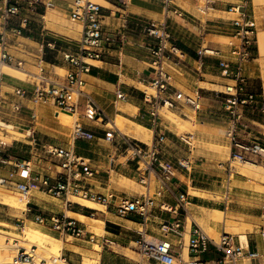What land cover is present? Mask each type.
Segmentation results:
<instances>
[{
	"label": "crops",
	"instance_id": "obj_1",
	"mask_svg": "<svg viewBox=\"0 0 264 264\" xmlns=\"http://www.w3.org/2000/svg\"><path fill=\"white\" fill-rule=\"evenodd\" d=\"M50 1L51 4H45L47 0H44L45 3H37V9L32 11L29 8V2L25 0L21 14L5 22L3 12L7 3L6 0H0V33L5 32L8 37L6 49L16 58L24 60L23 69L33 71L30 73V78L22 79L5 70L7 65L16 67V69H21V67L18 68L16 64L0 60V92L7 101L2 109L6 108L9 111L11 116L9 119L22 129L25 137L28 138L27 147L30 156L27 158L32 160L36 158L39 161V164L34 166V171L41 175L54 177L61 171L60 165L52 160L44 161L45 159L31 145L30 135L34 133L41 139L52 137L55 124L58 123L55 119L57 116L56 105L52 102H36L30 97H22L14 92L15 88L20 86L35 87L38 82L36 73L39 70L40 57L44 59L43 65L46 70L53 73L54 76L55 74L59 75L56 73V67L65 69L67 72L72 67L64 57V53L75 50L77 42H73L74 46H67L63 41L66 39H77L78 41L82 29L78 32L79 35L69 36L61 31L58 24L46 17H52L51 12L53 16L70 12L74 0ZM206 1L207 11L212 10V14L205 15L203 13L200 9L201 0H177L178 5L184 10L185 16H170L169 18L166 17L164 3L161 0H100L99 2L103 6L104 27L110 33L118 36L119 43L114 45L104 57L91 61V70L85 74V91L92 96L109 119L103 116L95 118L84 116L86 98L82 96L78 119L86 128L94 131L96 136L92 139L74 138L72 130L70 137L62 138L55 144L73 147L77 153L89 161L95 170V174L89 181L94 186L95 192L106 195L113 193L111 203L118 204L123 198L132 199L136 195L147 193L155 200V206L147 217L138 212L120 216L110 208L111 206L103 204L105 209L98 211L101 217L94 218V220L100 219L105 223L106 234L102 236L104 247L105 243L109 246L116 243L122 248L130 247L144 233L149 240L150 237L153 238L152 241L169 240L175 253L180 254L183 259L187 246V235L190 239L193 228L196 224L200 225L196 218L202 220L205 227L214 229L221 234L225 231V223L213 218L215 209L223 212L231 211L235 216L244 214L237 209H231L225 198L216 200L224 207H212L211 198L197 193L190 194V187H193L196 192H214L208 186L215 185L216 182L209 183L208 180L214 179L217 169L206 167L205 163L201 162L200 156L189 160L191 161L189 166L182 164L184 157L193 153V146L184 144L180 140L181 136L177 126L162 114L163 108L160 109L157 125H154L151 114L153 104L150 102V98L145 95V92L149 93L145 87L152 86L151 78L154 74L153 56L150 48L154 39L144 32V25L150 20L167 19L171 33V45L180 50V52L172 54L167 62V68L172 75V83L176 89L186 93L196 90L201 92L200 109L183 104L180 108L173 110L186 119L190 118L189 113L195 110L196 119L194 122L191 119V122L198 125L196 132L198 138H211L215 132H219L223 138L227 136L228 114L223 106V101L217 96V92L222 89L217 87L233 83V79L222 73L219 58L234 59V55L231 53L230 42H219L214 40V37H228L232 41L236 40L232 26V19L236 17V13L229 10L228 6L231 3L239 2V0ZM25 17H27L26 21L23 20ZM18 28H22L21 33L16 31ZM205 47L220 49L222 53L213 56L200 53ZM2 49L3 45L0 43V53ZM263 70L258 57L245 64V73L249 77L251 88L264 95L261 80ZM13 101L21 102L23 107L20 110L14 109ZM263 118L262 113L249 116L250 124L248 127L240 128V135L247 140L264 142V138L260 135H264ZM120 121L124 123L125 128L131 130L137 127L136 123L145 126L153 131V140L156 135L164 136L160 147V158L172 165L173 175L170 179L165 178L164 173H155L154 180L152 173L149 174L141 170L139 162L134 156L126 154L122 147L105 137L106 130H109L110 127L121 128ZM133 133L137 134L136 131ZM5 147L6 144H3V148ZM43 161L44 163H42ZM7 169L10 170V166L4 168L5 172H8ZM220 174H223L222 179L214 180L221 181L222 186H227V174ZM143 176H149V184L141 181ZM125 178L131 179L137 185L128 184ZM33 190L35 191L32 192L33 200L20 215L11 212L9 207L0 202L1 229L9 231V228H18L27 220L35 222V216L38 213H43L41 211L46 206L41 203L40 196L37 194L36 190L39 189ZM182 192L187 193L185 208L182 207L177 211L165 208V205L175 207ZM73 198L86 199L80 196L59 198L62 203L52 210L80 221L82 219L79 215L88 217V220L93 219L91 215H95L97 212ZM69 211L78 217L69 215ZM179 219L182 222L180 227L182 235L164 230L165 223L175 222ZM106 221L113 223L114 227L109 229ZM82 223L89 230L88 224L83 221ZM77 239L82 241V243L78 242L73 245L78 248L90 245L85 242H93L87 238ZM97 240L99 241L100 238ZM249 240L252 250L258 249L264 252V242L258 231L254 234L250 233ZM73 246L65 248L63 258L69 263L76 264L80 261L81 254ZM108 249L109 251L103 250L100 253L101 264H133L134 260L126 254ZM110 251L114 252L113 256L117 257L116 260L107 259V253H111ZM188 255L190 258L193 257L189 247ZM200 256L205 261L211 262L223 258L224 253L214 243H211ZM257 263V259L252 261V264Z\"/></svg>",
	"mask_w": 264,
	"mask_h": 264
},
{
	"label": "built area",
	"instance_id": "obj_2",
	"mask_svg": "<svg viewBox=\"0 0 264 264\" xmlns=\"http://www.w3.org/2000/svg\"><path fill=\"white\" fill-rule=\"evenodd\" d=\"M25 0H6V7L3 12L5 22L12 17L21 14ZM32 11L37 9V3L44 0H26ZM46 1V0H45ZM164 3L166 17H184V10L178 5L177 0H161ZM209 2V1H208ZM45 3V2H44ZM250 0H239L231 3L228 9L236 13L232 19L235 41H231V53L234 59L219 58V66L222 73L233 79V83H227L225 89L217 92V96L223 101V106L228 114V126L226 130L230 145V156L239 161H249L260 159L264 161V142L251 141L244 139L239 130L241 127H248L249 116L264 113V95L251 88L249 77L245 73V64L256 58L258 47V25L252 10ZM51 4L50 0L47 3ZM200 9L204 12L208 9L207 1L205 8ZM70 16L73 20L82 25L81 37L77 42L75 50L66 51L64 57L71 64V69L62 76H54L46 70L43 65V57L39 58V72L36 73L38 82L34 88L16 87L14 92L22 97H30L36 102H52L59 108L67 109L73 113L80 114L81 97L86 98L83 115L88 118L106 117L104 110L101 109L96 101L85 91V74L91 70V61L104 57L110 50L119 43L117 35L107 31L103 24V6L96 0H74L70 7ZM24 21L27 17L23 18ZM21 33L22 28L16 29ZM144 32L152 37L151 53L153 56L152 64L154 74L151 78L155 93L145 92L146 97L150 98L153 104L151 114L153 123L157 125L160 109L168 107L178 109L183 104H188L195 109L201 108V92L186 93L178 90L172 83V75L167 68L168 59L172 54H176L175 46L171 45V33L167 19L162 21L150 20L144 25ZM121 40V39H120ZM122 41V40H121ZM8 37L5 32L0 33V43L3 45L0 60L3 62L16 64L23 67L24 60L16 58L7 49ZM200 53L208 55H220V49L205 47ZM264 79H262V89ZM7 104L6 98L0 92V110ZM13 108L20 110L23 105L19 101L12 102ZM109 119V118H108ZM31 145L46 160L57 162L61 171L56 176L41 175L34 171L32 159L18 157L4 150L0 142V185L16 189L22 192L43 188L57 198H68L69 196H80L86 199L98 201L107 206H111L118 215L128 216L138 212L145 217L149 216L155 200L149 194H140L132 199L123 198L120 203H111L113 193L109 195L97 193L89 179L95 174L89 161L75 151L73 147L62 146L59 144L45 141L34 133ZM96 133L88 128L79 120L73 128L74 138L92 139ZM105 137L114 141L119 147L123 148L126 154L134 156L142 171L150 173H164V177H172L171 163L162 161L160 158V147L164 140L163 135H156L151 144L136 139L125 134L120 128L112 126L106 130ZM118 138V140H117ZM184 166H189L190 161H182ZM144 165V166H143ZM10 166V170L5 172L4 168ZM232 167V166H231ZM233 173L230 171V178ZM141 181L149 184V176H143ZM231 197L230 183L227 184L225 199ZM187 193L182 192L179 202L175 207L165 205L169 210H179L185 208ZM164 207V205H163ZM34 221L47 226L60 234L62 237L73 236L76 238H87L95 241L97 234L87 230L86 226L77 218L67 216L63 213H38ZM181 220L167 222L164 224L166 232L172 231L182 235L180 227ZM261 237L264 242V228L261 230ZM140 252L149 260L161 263H174L180 254H176L169 240L152 241L144 233L135 241ZM214 243L219 250L224 253L223 258L205 261L200 254L207 250L209 245ZM250 240L244 242L240 235L230 234L226 231L220 234L216 241L200 225L196 224L193 228L192 236L189 239L188 247L193 253L189 264H239L243 257L251 260L264 261V252L250 248ZM37 255V245L30 248L20 246L14 258L33 262Z\"/></svg>",
	"mask_w": 264,
	"mask_h": 264
},
{
	"label": "rangeland",
	"instance_id": "obj_3",
	"mask_svg": "<svg viewBox=\"0 0 264 264\" xmlns=\"http://www.w3.org/2000/svg\"><path fill=\"white\" fill-rule=\"evenodd\" d=\"M96 1L100 2V0H96ZM249 4H250V8L252 10V14L254 15L256 22H257V25H258V36H259V32L264 31V0H250ZM205 6H206V0H201L200 7L204 9ZM205 11L203 12L205 15L212 14V10L211 11L205 10ZM50 15L52 17L47 16L46 18L48 20L51 19L52 22L58 24V27L61 29L62 32H65L69 36L79 35L78 32L82 29V25L80 24V22L75 21L71 18L69 11L64 12L63 14H58L56 16H53L52 12H51ZM67 38H70V37H67ZM214 40L219 41V42H223V43H229L232 41L231 38L217 37V36L214 37ZM63 42H65V44L67 46H74L73 42H78V41H77V39H66ZM0 55H1V53H0ZM256 57H258V61L261 63V65L264 68V47L263 48L260 47L259 37H258V47H257ZM21 70L24 71V73L21 74L22 76L20 74H18L17 76L21 77L22 79L30 78V73L33 72V71H28L27 69H22V68H21ZM38 72H39V70H38ZM56 73L64 76L67 73V71L65 69L56 67ZM13 74H15V73H13ZM55 76H56V74H55ZM262 79H264V70H263V75H262L261 80ZM145 88L147 89V91L149 93H155V91H156L155 88H153V86L145 87ZM217 88L224 90L225 86H220ZM187 93H191V91H187ZM56 109L62 110L63 108H59L56 106ZM161 112L168 120L174 122V124L177 126V128L179 130V134L181 136L180 140L183 141L184 144H188L189 146L192 145L193 148L195 149V150L194 149L192 150L193 153L190 156L184 157L183 161L193 160L197 156L198 157L200 156L201 162L205 163L206 167L217 169L216 170L217 174H215L213 177L214 179H220L221 180L223 174L221 175L220 173L227 174L226 185L228 183H230V189H231L230 199L228 201L225 199L227 201V205L230 206L231 209H233V208L235 210L237 209V210L243 212L244 214L235 216L232 214L231 211H228V212H222V214H221L222 219H220L221 217L219 218L217 215H214L213 218L216 220L223 221L225 223V231L230 233V234L240 235V233H238L237 230H240L241 232H245L247 234L248 238L250 236V233L254 234L256 231H258L261 234V230L264 228V173H262V172H264V161H262L260 159L251 160L255 163L256 162L260 163V165L262 167V171H260V173L258 172V173H249L248 174L247 172L243 171L240 168V166L241 167L243 166L244 161H239V160L233 159L230 156V145H229V140H228L227 136H225L223 138V136L219 132H215L211 138L203 139V138L197 137L196 132L198 130V125H197V123H193L196 119L195 110H193L192 112L189 113V115L193 117V118L190 117V119H186V117H183L178 112H176L175 110L170 109L168 107H164ZM71 113H73V112H71ZM262 114L264 115V113H262ZM72 115H73L72 120H70L68 124H62L60 122V119L56 116L55 119L58 121V123L55 124V129L53 130L54 134L52 135V137H50L51 139L50 138H42V139H44L45 141H48V142L50 141L51 143H57V142H60L62 140V138L65 139L66 137H70L72 135L71 131L73 130L74 125L76 123V120L78 119V114H77V116H75V119H74V115H76V114L73 113ZM10 117L11 116L9 114V111L6 108L5 109L1 108L0 120L2 119L6 122H9V123L11 122L14 125V127L13 128H10V127L5 128L6 126L0 124V142H2V145L6 144V147L4 149L7 152H9L10 154H13V155L18 156V157H26L27 158L28 156H30V153L28 152L29 149L27 147L28 146V144H27L28 138L25 137L24 131L22 129H20L19 127H17L15 125V123L9 119ZM191 119L193 120V122H191ZM119 126H121L120 129L128 135L139 138V139H141L144 142H147L149 144H151L153 141L154 135H153V131H151V130L148 131V130L140 129L137 127L134 130L127 129L124 127V123L121 121L119 122ZM60 127H64V128L62 129ZM60 129H61V131H60ZM68 129H70V130H68ZM14 130H15V132H14ZM66 130H68V131H66ZM131 131H133V132L136 131L137 134H134ZM15 133H18V135L17 134L15 135ZM260 135L264 138V135H262V134H260ZM192 141H193V143H192ZM200 152H201V154H200ZM44 161H47V160L45 159ZM44 161L42 163H44ZM53 162H55V161H53ZM33 163H34V166H37V164H39L38 159L34 158ZM190 163H191V161H190ZM237 166H239V167H237ZM7 170H9V169H7ZM230 171L233 173L231 175V180H229ZM261 173H262V175H261ZM256 174H258L259 177H257L258 175L256 176ZM152 177L155 180V174L154 173L152 174ZM125 179L128 181V184H132L133 186L137 185L134 181H132L129 178H125ZM214 179L208 180L209 183L216 182L215 185L208 186L209 189H212L214 192H208V193L206 192L202 196H205L207 198H211L212 207H224L222 204L218 203L217 201L225 198V192H226L227 186H222L221 181H217ZM38 189L39 190H36V191H37V194H39V196H40L39 197L40 201L44 206H46V207H43V209H42L43 211H41V212H43L45 214L58 213V212L53 211V210L57 206H59V204L62 203L61 200L59 198L53 196L49 192H46L43 188H38ZM21 192L22 191L0 185V202L4 203L2 200V199H4L3 198L4 194L9 196V197H19ZM32 192H35V191L33 190ZM32 192L28 193L29 201L27 202V205L24 208L17 209L10 204H7V203H4V204L7 207H9V210L11 212H14V213H17L20 215L27 209L29 202L33 200ZM196 193H197L196 190L193 187H190V194H196ZM73 199H77V198H73ZM77 200H79L83 203V199H77ZM103 207L105 209L104 205H103ZM93 210H95V212H97L95 215H91V217H93V219L81 220V221L85 222L86 224H88L90 232L97 234L95 241H93L91 243L85 242L86 244H90L89 246H83L80 248L75 247V246H73L74 244H76L78 242L82 243V241L73 237V236L62 237L60 234H58L57 232H55L51 228H48V227L43 226L37 222H33V221H29V220H27V222H25V224L23 223L18 228H14V227L9 228L10 230L7 231L6 233H8V234L18 233V234L22 235L23 230H25V228H28V227H33V228H37V229H41L43 231H46V232L50 233L51 235H54V236L61 238L63 240L64 246H63L62 253H61L62 259H63V254L65 252L66 247H68V246L72 247L73 246V247L77 248L78 252H80V254H81V259L76 264H86L88 261H90L89 260L90 258L94 257L98 253H102L103 250L109 251L108 248H110V250H114L115 252H121L123 254H126L129 258H132L134 260L133 264H157V262L149 261L140 252V250L138 249L135 242L132 243V246L127 247V248H122L116 243L112 244V246H109V245H107V243H105L104 244L105 247H104L102 245L103 244L102 236H104L106 234L105 230H103V229H105V223L103 224V229H102L103 231H101V230L98 231L97 228H95V225H97V222L94 220V218H100L101 217L100 216L101 214L98 213V211L100 212L101 210L94 209V208H93ZM68 214L71 216H76L75 214H72V213H68ZM76 217H78V216H76ZM196 220L204 228V230H206L209 233V235L211 237H213L216 241L219 240V237H220L219 232H217L214 229L205 227L204 222L202 220H199L198 218H196ZM106 223H107V221H106ZM6 237H7V235H6ZM6 237H5V239H7ZM187 237H188L187 238V246H186V249L184 251L185 254L183 255L184 258L183 259L177 258L174 261V263H170V264H189V260H190V257L188 255L189 235H187ZM97 238H100V240L98 241ZM150 240H154V239L150 237ZM25 243L22 246H26L27 248H30L33 244H35L34 242H31V241H30V243H28V241ZM35 245H37V244H35ZM18 247H20V246H18ZM18 247H17L16 252L10 248L8 250L2 248L1 251L4 254L6 252L10 253L12 255V257L14 258L16 256V254L18 253V249H19ZM37 249H38L37 255H36V258L34 260L35 262L33 261L34 264L37 262L38 256H40V257H41V255H43V256L47 255L48 256V254L45 252L43 253V251L39 252V251H41V249L39 248L38 245H37ZM110 252L111 253H107V259L116 260L117 257L113 256L114 252H112V251H110ZM100 261H101L100 258L96 259L94 261V264H101ZM252 261L253 260H251L248 257H243L240 260V263L241 264H252ZM161 264H166V263H161ZM257 264H264V261L258 260Z\"/></svg>",
	"mask_w": 264,
	"mask_h": 264
},
{
	"label": "bare ground",
	"instance_id": "obj_4",
	"mask_svg": "<svg viewBox=\"0 0 264 264\" xmlns=\"http://www.w3.org/2000/svg\"><path fill=\"white\" fill-rule=\"evenodd\" d=\"M258 37H259V45H260L261 48H263L264 47V31H260ZM175 49L178 52H180L178 47L175 46ZM5 70L13 72L16 75H18V74L21 75L22 73H24V71H22L21 69H16V67L13 68V66L11 67V66H8V65L5 66ZM205 85H208V84L205 83ZM56 114H57V117L60 119V122L62 124H68L69 121L72 120V117H73V115H72L73 113H71L67 109L57 110ZM74 114H76V113H74ZM75 116H77V114L74 115V119H75ZM190 117H192V116H190ZM188 119H190V118H188ZM0 124L6 126L5 128H7V127L13 128L14 127V125L11 122L9 123V122H6V121H4L2 119L0 120ZM135 125L138 128H140V129H145V130L149 131V129H147L145 126H143V125H141L139 123H136ZM14 132H15V130H14ZM16 134L18 135V133H15V135ZM132 137H134V136H132ZM134 138H136V137H134ZM136 139H139V138H136ZM139 140H141V139H139ZM192 143H193V141H192ZM239 166H237V167H239ZM240 168L243 171L247 172L248 174L249 173H258V172L260 173V171H262V167H261L260 163H257V162L255 163V162H253L251 160L244 161L243 166L242 167L240 166ZM262 173H264V172H262ZM262 173H261V175H262ZM257 175L258 174H256V176ZM257 177H259V175ZM32 190L33 189L25 191V192H21L19 197H9V196L4 194V196H3L4 199H2V200H3L4 203L10 204V205L14 206L17 209L24 208L27 205V202L29 201L28 193L32 192ZM197 194L204 195L203 192H197ZM83 204H85V205H87V206H89L91 208H95V209H98V210H104L103 204H101L98 201H94V200H90V199H83ZM69 212L71 213V211H69ZM222 212L223 211H221L219 209H215L212 216L217 215L220 218ZM72 214H74V213H72ZM79 216L81 217L82 220H87V218H88V217H86L84 215H79ZM220 219H222V217ZM96 222H97V225H95V228H97L98 231L99 230H101V231L105 230V229H103L104 221H102L100 219H97ZM237 231H238V233H240L241 239L244 242H248L249 238H248L247 234L245 232H241L240 230H237ZM6 232L7 231H5V230L0 228V264H34L31 261H26V260H20V259L13 258L10 253L6 252L4 254L1 251L2 248L6 249V250H8L10 248V249H13L16 252L17 251V247L18 246H22L27 241H28V243H30V241H31V242H34L35 244H37L39 246V248L41 249V251H39V252L43 251V253L45 252V253L48 254V256L47 255H45V256L41 255V257L38 256L37 262L35 264H71L68 261H66L64 258L63 259L61 258V253H62V249H63V246H64V242H63V240L61 238H58V237H56L54 235H51L50 233H48L46 231H43V230L37 229V228H33V227L25 228V230H23V234L22 235L18 234V233L8 234ZM6 235H7V237H6ZM5 237L7 239H5ZM99 258H101V254L100 253H98L94 257L90 258L89 259L90 261H88L86 264H94V261L96 259H99Z\"/></svg>",
	"mask_w": 264,
	"mask_h": 264
},
{
	"label": "trees",
	"instance_id": "obj_5",
	"mask_svg": "<svg viewBox=\"0 0 264 264\" xmlns=\"http://www.w3.org/2000/svg\"><path fill=\"white\" fill-rule=\"evenodd\" d=\"M107 227L110 229V227L112 228V227H114V225H113V223H111V222H107Z\"/></svg>",
	"mask_w": 264,
	"mask_h": 264
}]
</instances>
